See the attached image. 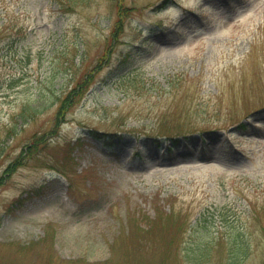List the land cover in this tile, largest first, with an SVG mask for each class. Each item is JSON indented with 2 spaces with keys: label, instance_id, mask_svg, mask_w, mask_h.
Segmentation results:
<instances>
[{
  "label": "rangeland",
  "instance_id": "374dc122",
  "mask_svg": "<svg viewBox=\"0 0 264 264\" xmlns=\"http://www.w3.org/2000/svg\"><path fill=\"white\" fill-rule=\"evenodd\" d=\"M234 223L264 264V0H0V264H228Z\"/></svg>",
  "mask_w": 264,
  "mask_h": 264
},
{
  "label": "trees",
  "instance_id": "16d2710c",
  "mask_svg": "<svg viewBox=\"0 0 264 264\" xmlns=\"http://www.w3.org/2000/svg\"><path fill=\"white\" fill-rule=\"evenodd\" d=\"M121 21L123 23V19L120 20L119 22H121ZM124 60L128 62V59H124ZM133 70L134 69L129 70V71L132 72ZM78 93H79V83H77L74 87L70 88L68 90V92L66 93L65 97H63L61 99V104L59 106L58 113H57V119H60V117H62V115L64 114V112L66 111V109L68 108V106L70 104H72L78 100V95H79ZM32 113H34V112L29 110V108L24 107L21 114L24 115V114H32ZM27 118L28 117H26V119ZM214 129L215 130H212L211 128H197V127L188 128V127H183V126L178 125V124L174 125V126H159L158 127V130H159L158 135L154 139V143L155 144H162V143L167 142V143L178 144L179 141H181L182 139H188L195 133L206 134L208 131H214V132L218 131L217 128H214ZM90 131H92V133H96V132L102 133V132H99L98 130H94V129H91ZM164 132L167 133L168 136H165L164 138H162L161 136L164 135L163 134ZM117 133H120V132H115V133L103 132L102 136L106 141H109L110 138L116 137ZM41 141H42V138L34 137L33 140L27 144V146L31 147L32 148L31 150H34L35 148H37L38 143ZM108 143H110L111 145H114V143L111 142V140ZM160 219H162V218H160ZM160 219L154 220L153 225H152V223L151 224L148 223V224H146V226H148V229H152V227L154 225L156 226V222H158V221L160 222ZM236 221H237V219H236ZM236 221H232V222H236ZM230 223H231V221H230ZM233 227L235 228V230L230 232L229 230H232ZM204 228L205 227L198 230L199 233H201L204 230V232H202V234L200 235V236H202L201 238L205 237V242H204L203 246L197 245L196 250H194L195 247L191 250L192 254L194 255V258L197 260L199 259L201 262H203V259L205 261H207L206 259H209V256H211V253L215 247V244L217 243L214 240V238L204 236L205 233H209V235L212 234V231L208 230L207 228L206 229H204ZM229 228L230 229L228 230V233H227V240L228 241L235 240V242L234 243H228V242L226 243L225 242L224 250H227V252H228V256H227L228 264H239L249 254V247L246 244V241L243 237L244 231L242 230L241 226L235 225V223H234V224H230ZM149 231H152V230H148L147 232H149ZM199 233H197V231H196V232H193L192 235L195 237H200ZM200 261H198V262H200Z\"/></svg>",
  "mask_w": 264,
  "mask_h": 264
},
{
  "label": "bare ground",
  "instance_id": "6f19581e",
  "mask_svg": "<svg viewBox=\"0 0 264 264\" xmlns=\"http://www.w3.org/2000/svg\"><path fill=\"white\" fill-rule=\"evenodd\" d=\"M194 141V140H193Z\"/></svg>",
  "mask_w": 264,
  "mask_h": 264
}]
</instances>
